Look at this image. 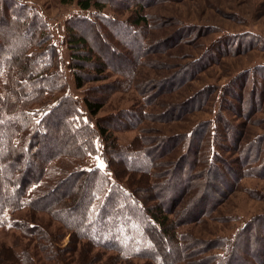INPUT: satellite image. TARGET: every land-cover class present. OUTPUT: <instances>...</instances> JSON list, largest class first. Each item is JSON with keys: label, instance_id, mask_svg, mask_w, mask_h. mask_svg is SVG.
<instances>
[{"label": "trees", "instance_id": "trees-1", "mask_svg": "<svg viewBox=\"0 0 264 264\" xmlns=\"http://www.w3.org/2000/svg\"><path fill=\"white\" fill-rule=\"evenodd\" d=\"M76 2L81 9H89L116 0ZM130 17L121 20L96 10L66 20L67 66L76 88L106 78L107 69L124 78L111 84V90L129 87L148 31L147 17L140 11ZM105 26L131 58L108 38ZM177 78L182 81L184 71L173 80ZM208 88L182 103L201 108L211 93ZM262 91L264 84L257 94L259 105ZM84 92L82 103L70 92L58 47L35 7L0 0V225L10 223L25 235L36 234L49 262L67 263L61 255L64 247L57 243L59 235H51L40 225H25L23 220L9 217L11 213L27 207L61 223L72 248L81 246L79 257L70 255L76 264H136L132 259H144L143 264H180L188 255L199 256L196 264H264L260 232L264 214L253 217L232 237L199 240L176 230L213 209L226 188L235 185L225 180L223 171L228 166L222 152L236 147L239 125L230 123L219 109L214 119L199 122L188 132L160 138L164 149L155 153L142 136L121 145L113 134L138 126L146 118L145 112L128 108L97 117L105 99L92 95V90ZM227 103L223 99L222 106ZM250 103L254 104L252 99ZM179 146L181 153L173 158L169 174L150 182L158 176L152 172L155 156H171ZM241 148L236 167L229 168L226 176L231 174L233 181L248 173L264 176V134L248 139ZM92 154H100L106 171L80 166ZM199 165L201 170H197ZM198 173L204 176L198 197L178 217H170L175 200L193 185ZM214 179L226 187L215 186ZM208 193L210 202L205 201ZM252 245L255 251H251ZM218 248L222 251L212 253ZM8 250L11 258H4L3 264H33L28 252L19 253L13 246ZM106 251L111 254L104 257Z\"/></svg>", "mask_w": 264, "mask_h": 264}, {"label": "rangeland", "instance_id": "rangeland-1", "mask_svg": "<svg viewBox=\"0 0 264 264\" xmlns=\"http://www.w3.org/2000/svg\"><path fill=\"white\" fill-rule=\"evenodd\" d=\"M18 1L34 6L48 23L53 42L63 60L70 92L81 103L86 93L84 90L87 89L92 90V95L105 99L97 117H106L112 112L128 108H138L145 112L146 118L138 126L113 131L119 144L127 145L136 136H142L147 147L153 148L155 153L160 152L164 149L159 142L160 138L188 132L197 123L214 119L219 109L230 123L239 125L236 147L233 150L230 147L232 143L225 142L231 150L222 152L225 158L223 161L228 166L223 171L225 180L235 185L231 190L226 188L217 205L208 209L198 220L179 225L176 229L179 234L199 240L232 237L253 217L264 214V176L248 173L237 181H233L231 174L226 176V172L231 171L229 168L236 167L241 146L248 139L264 134V92L260 105L257 95L264 84V0H116L112 5L91 6L89 9H81L76 0L68 3L60 0ZM96 10L121 20L130 16L133 18L136 10L147 17L145 50L135 65L134 76L126 90L109 88L115 81L124 78L108 69L105 71L106 78L94 79L86 83L84 88H76L73 74L68 69L66 20L73 15L89 16ZM105 30L108 38L125 50L111 35L110 28L105 26ZM125 51L131 58L130 52ZM180 71H184L183 80H173L180 75ZM206 87H209L207 90L211 93L207 94V101L203 102L201 108L189 106V102L182 103L191 96L193 99L199 92L201 94ZM253 87L256 94L252 95ZM250 97L254 104L250 103ZM223 99L228 101V105H224L227 108L222 106ZM165 110L166 114H162ZM170 110L175 111V114H168ZM180 153L179 146L175 147L171 156H155L152 172L158 176L151 177L150 182L165 178L173 167V158H177ZM80 166L99 167L106 171L100 154L88 155ZM199 166L197 170L202 169ZM203 178L198 173L193 185L187 187L182 196L176 197L170 217H178L189 201L198 197ZM213 181L219 188L226 187L221 181ZM211 200L208 193L205 201ZM9 217L23 220L25 225H40L51 235H59L57 243L59 247H64L61 255L65 256L67 263L46 260L47 252L41 248L36 234L25 235L19 228L8 223L0 225V264H3L4 258H11L8 250L11 246L19 253L28 252L33 264L77 263L72 261L70 255L79 257L81 246L72 248L74 244H69V233L48 214L32 212L24 207ZM260 232L264 236V220L260 224ZM4 247L8 252L2 250ZM219 251L222 250L213 249L212 253ZM251 251H255L253 245ZM110 254L111 251H106L104 257ZM198 257L188 255L187 260L180 264H196ZM248 258L253 259L251 255ZM132 262L143 264L145 260L132 259Z\"/></svg>", "mask_w": 264, "mask_h": 264}]
</instances>
